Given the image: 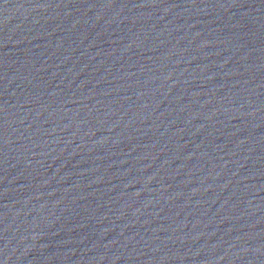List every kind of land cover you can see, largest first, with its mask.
<instances>
[{"label": "water", "instance_id": "water-1", "mask_svg": "<svg viewBox=\"0 0 264 264\" xmlns=\"http://www.w3.org/2000/svg\"><path fill=\"white\" fill-rule=\"evenodd\" d=\"M0 264H264V0H0Z\"/></svg>", "mask_w": 264, "mask_h": 264}]
</instances>
